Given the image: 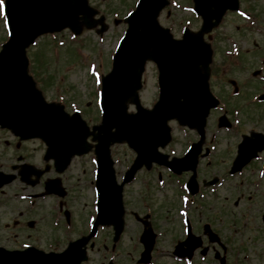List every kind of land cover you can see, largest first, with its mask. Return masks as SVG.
Segmentation results:
<instances>
[{"label": "rangeland", "instance_id": "1", "mask_svg": "<svg viewBox=\"0 0 264 264\" xmlns=\"http://www.w3.org/2000/svg\"><path fill=\"white\" fill-rule=\"evenodd\" d=\"M87 1L89 6L96 10L95 15L89 17V21L95 19L96 23L92 27L82 25L79 35L75 36L76 39L72 40L71 43H68L70 37L68 30L57 33L56 38L59 37V41H63L61 42L62 47L59 48L57 53L53 49L55 46L54 40L48 35H42L44 36L43 38L42 36L38 37L33 43L34 46L28 48L29 55L33 60V65L30 68L28 67V70L31 75H34L36 86L41 90L48 102L53 101L62 104L68 113L78 110L90 126L100 122L98 106L100 75L109 71L112 54L126 27V23L120 21L114 24L113 20L114 18L122 19L125 17L134 7L136 0ZM175 1L176 4L183 6L185 0ZM252 4L248 3V5ZM257 8L264 16V2L262 5L258 2ZM189 16L188 13L181 11L177 6L172 5L171 7L168 5L160 13L158 20L162 26L170 28L174 37H179L183 23L186 17ZM236 18H224V22L220 25L215 35L217 40L213 44L215 56L211 66L213 72L212 81L218 87L216 89L225 98L229 87V79L236 77L243 87L242 95L237 98L239 100L236 99L237 105H244V99L252 93L248 89L253 86V83L242 84V82H248L250 74L248 69L252 66L248 64V60L252 59L255 53H260L259 56L264 54L260 35L256 33L249 35L244 30L243 21ZM101 19L105 26L104 31H100L101 23L99 20ZM236 25L240 26L238 27L237 39L242 46V51L237 57V62H234L235 57L231 59L225 57L222 54V50L230 48L229 42L226 40L229 37L227 34L234 35L236 33L234 32L236 31ZM199 26L198 21H193L188 25L193 32H196ZM7 37L6 21L2 14L0 15V46ZM262 39H264V36H262ZM252 40L258 42L259 46L257 48L253 49L251 47ZM248 48L250 49L247 51ZM254 57L256 58V56ZM255 58L253 60L257 61V58ZM257 65L258 62L253 64L254 67H257ZM142 83L143 85L139 91L140 102L144 107L150 108L157 99L156 74L151 62L146 64L145 71L142 74ZM257 86L254 88L255 91L258 90ZM233 102V99L229 101V109L232 108ZM126 103L127 110L129 112L133 111V104L130 101ZM261 106H264L263 103H261ZM236 107L238 108V106ZM242 112L241 109L239 130L220 131L217 135L214 152L209 159L205 158L201 165L199 164L197 167L198 173L202 171V177L224 176L222 178L224 180L223 183L213 191L210 188H206L204 190L205 195L202 197L203 208L197 206L199 211L192 209L190 214L193 220L197 221L198 229L196 235L202 236L201 223L210 221L213 231L219 234V241H222V244H228L225 252L226 264L231 262L234 255L233 264L234 260L239 261L238 264H264V221H262L264 219H262V216L264 217V175L260 177L258 170L252 169L256 166L255 163L244 166V170L240 174L227 175L232 159L236 155V146L241 140L240 134H248V128L250 129L251 127L264 132V107H260V110L257 111L258 114L256 112H254V115L251 114L253 117L252 121H248L247 116L244 117L247 114ZM216 115H211L209 118H214V120L209 122L208 128L210 130H213L212 125L214 121L216 122ZM169 126L172 139L162 151L168 154L169 157H180L185 151L187 144L194 139L193 133L191 130L180 126L176 121H170ZM214 127H216L215 124ZM0 134H3L4 138L9 139L5 131ZM88 140L93 143L90 137ZM29 145L28 143H23L20 145V149L29 147ZM110 152L118 177L132 161L134 153L125 142L111 145ZM0 153L3 154L1 157L8 158L7 151L3 145H0ZM15 158L16 155L14 154L13 159ZM209 160L211 163L207 165ZM92 161L91 150L82 156L74 157L71 161V166L75 169L73 172L75 179L84 180L77 182L80 187L77 186L74 189V193L78 195V198L72 209L71 230L64 233L63 226L58 227L57 230L55 229L57 226L50 224V228L56 230L54 234L60 240V246H56L57 250L64 248L68 241L78 238L80 234L85 232L86 217L88 212H91L93 198L92 188L88 182L91 176ZM257 164V166H260L259 162ZM82 170H85V172L80 174ZM166 171L163 167L155 165L149 171L141 169L136 174L135 179L124 189L125 227L119 243V255L117 254L116 258L118 264L120 262L130 264L142 250L141 245L137 242V236L143 227L141 228L129 212L135 211L140 216H143L149 210H151L150 223L153 230L161 233L155 243V247L161 257L158 258L155 264H184L183 261H175L171 257H167L165 253L169 248H172V243L182 240L178 215V209L181 208V204L177 193L179 183L186 177L185 175L169 176ZM159 176L160 179H158ZM201 176L198 174V182L201 181ZM258 180H261L259 189L252 185L253 182ZM84 181L88 186L84 184ZM11 191V188H6V194H10ZM11 218L12 216H8V218L4 216L0 219L9 222ZM106 230L107 228L101 231L104 234L102 238H106ZM3 232L0 236L4 235L5 238V231L3 230ZM34 235L38 236L35 232ZM47 237L48 234L46 233L42 246H45L44 243H46ZM100 239L96 243L100 242ZM2 243L12 245L11 240H6ZM214 246V251L210 250L204 256L205 260H201V257L197 256L195 264H214L215 260L213 257L215 253L218 252L222 256L221 247ZM90 253L88 264H97L103 255V253L97 252L95 249ZM107 257L103 255V260L106 261Z\"/></svg>", "mask_w": 264, "mask_h": 264}, {"label": "water", "instance_id": "2", "mask_svg": "<svg viewBox=\"0 0 264 264\" xmlns=\"http://www.w3.org/2000/svg\"><path fill=\"white\" fill-rule=\"evenodd\" d=\"M150 0H141L136 10L127 18L128 29L113 60V68L102 78V123L94 126L98 140L97 181L101 223H109L116 212V231L121 227V187L114 179L108 147L111 142L127 140L137 151V157L127 171L128 181L142 164L151 161L164 163L173 169H191L196 164L197 146H193L183 159L165 161L156 147L169 138L166 120L177 117L181 123L202 127L213 100L207 89L206 70L208 58L200 52H191L189 44L171 40L166 30L156 22L161 6L152 7ZM93 13L85 0H7L10 38L0 51V124L12 127L26 137L39 136L49 150L60 159L87 150L84 143L87 128L77 113L68 117L62 106L47 104L26 74L24 48L40 33L69 26L80 31L78 15ZM89 25V24H88ZM192 42L200 37L189 35ZM146 58H153L159 66L161 96L152 110L139 105L136 90L140 86V73ZM131 98L137 112L126 114L125 101ZM115 127V131L111 128ZM246 138L239 148L246 153ZM195 148V149H194ZM248 158L236 159L231 172L241 168ZM237 162V163H236ZM148 230V229H147ZM94 232V230H93ZM92 232V233H93ZM91 233V234H92ZM150 232L145 231L144 236ZM86 239L71 243L60 254H45L33 248L24 251H7L0 247V264H80ZM148 246L145 255L149 252Z\"/></svg>", "mask_w": 264, "mask_h": 264}, {"label": "flooded vegetation", "instance_id": "3", "mask_svg": "<svg viewBox=\"0 0 264 264\" xmlns=\"http://www.w3.org/2000/svg\"><path fill=\"white\" fill-rule=\"evenodd\" d=\"M239 7L244 10L246 13V23L247 25L259 24L255 29L257 32L248 31L247 33L250 35L251 33L259 34L261 37V42L263 45V54H264V16L259 12L257 8V3L259 2L260 5L264 2V0H238ZM248 3H253L252 5H248ZM256 3V4H255ZM247 30V27L246 29ZM253 49L259 46L258 42L252 40L251 42ZM250 48L247 49V51ZM252 49V48H251ZM260 53H255L254 56L258 58ZM253 56V58H254ZM251 59L255 63L257 61ZM264 61L262 62L261 66L256 67L255 77H261L263 80L264 71ZM212 79V75H211ZM263 80H248V82H242V84L246 83H253L251 89L249 88V92L252 91L250 96L244 99L246 105L235 103V105L239 108V113L247 114L248 121H252L254 112L257 113L260 110L261 103L264 105V100L258 101L257 99L254 100L255 96L261 92H264V81ZM249 84V85H250ZM258 85V86H257ZM258 87V90H254L255 87ZM212 88L213 90L219 95V90L216 89V85L212 81ZM243 87L241 83H239L237 88V94L235 98H239L242 95ZM248 95V94H247ZM239 100V99H238ZM260 100V99H259ZM260 104V105H259ZM257 105V106H256ZM250 106V108H249ZM255 106V107H254ZM249 108V109H245ZM252 114V115H251ZM258 114V113H257ZM5 131V133L9 136V139L4 138L3 134H0V145H3L4 149H6L8 158L1 157L3 154L0 153V177L5 178L10 174H14V178L3 187L0 188V218L12 216L9 222L2 221L0 219V234H3V230L5 231V238L4 235L0 236V244L6 240H11L12 245H5L10 249H22L24 246H34L44 250L47 247L51 249H56V246H60V240L58 236L54 234V231L50 228V224L58 230V227L64 225L62 229H65L67 226L72 224V209L76 203V199L78 195L74 193V189L80 185H77V182H80L84 179L78 180L75 179L73 172L75 169L71 166V161L60 171L57 170L54 160L53 159H46L44 157V145L39 139H30L26 141H19L18 138L14 137L9 130H0V133ZM248 131H258L256 128H248ZM264 133V132H262ZM212 140H209L211 143ZM23 143L30 144L29 147H25L22 150L20 149V145ZM210 144H206L208 146ZM13 152L16 155V158L13 159ZM264 151H262L259 155H261ZM31 164L32 166H26L25 170L19 167L20 164ZM211 162H207V165ZM40 171L39 175L36 173L29 174L28 171ZM21 171V173H20ZM85 171H80L84 173ZM202 174V171H200ZM25 178L27 182L35 181L34 184L26 183L22 181L21 178ZM205 179L201 178V180ZM50 184L49 188L54 190V192L46 193V184ZM85 184V181H84ZM16 185V186H13ZM11 188L12 191L10 194H6V188ZM201 188H198V192L195 195H188L190 200V204L188 205V215H184L183 222L181 223V233L182 239L185 236L186 227H188V231L191 230L193 233L194 243L197 244L196 249L191 255V259L196 257L197 255L205 256L210 250L215 249L214 245H217L224 250V254L228 247V244H222V241L212 242L209 240V235H207L204 231V222L201 223V234L196 235V231L198 229L197 221L193 220V217L189 214L192 212V209H197V206L203 208L204 204L203 201L199 198ZM199 211V210H198ZM199 214H201L199 212ZM210 223V222H209ZM211 224V223H210ZM60 225V226H59ZM197 225V226H196ZM212 225V224H211ZM213 230V226H211ZM196 229V230H195ZM109 231V230H108ZM34 232L38 234V236L34 235ZM46 233L48 234L47 241L45 246H42V243L46 237ZM108 233V232H107ZM216 233V232H215ZM219 237V234L216 233ZM108 235V234H107ZM186 237V236H185ZM100 238L95 240L94 245L97 247V251H99V244L102 242H106V238L103 241L96 243V241ZM220 239V237H219ZM40 240V242H39ZM178 241V240H177ZM173 244V243H172ZM94 246V247H95ZM115 247V246H114ZM204 248V249H203ZM114 249V248H113ZM203 252V253H202ZM168 255L174 256L173 253ZM215 259H219V253H215ZM225 259V257H223ZM107 263L111 264H118L116 260H110ZM152 264H154V260L152 259ZM104 264V263H101ZM119 264H125L120 262ZM131 264H138L136 260L133 261Z\"/></svg>", "mask_w": 264, "mask_h": 264}, {"label": "snow or ice", "instance_id": "4", "mask_svg": "<svg viewBox=\"0 0 264 264\" xmlns=\"http://www.w3.org/2000/svg\"><path fill=\"white\" fill-rule=\"evenodd\" d=\"M4 9H5V5L2 2V0H0V15H2L4 13Z\"/></svg>", "mask_w": 264, "mask_h": 264}]
</instances>
